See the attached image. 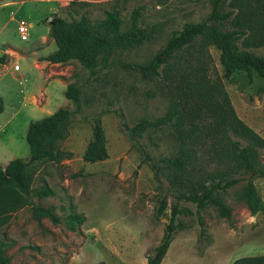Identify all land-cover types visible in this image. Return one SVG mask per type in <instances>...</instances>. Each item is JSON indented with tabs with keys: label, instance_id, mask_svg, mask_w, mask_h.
Segmentation results:
<instances>
[{
	"label": "rangeland",
	"instance_id": "obj_1",
	"mask_svg": "<svg viewBox=\"0 0 264 264\" xmlns=\"http://www.w3.org/2000/svg\"><path fill=\"white\" fill-rule=\"evenodd\" d=\"M141 5L139 26L151 31L150 38L133 48L117 49L96 78L77 61L48 68L38 64L39 55L56 50L49 35V18L70 21L84 16L94 24L103 22L107 13L118 12L119 31L125 32L131 24V11ZM210 12L208 0H0V57L4 58L0 64L4 107L0 114V168L13 159L28 161L25 135L30 121L60 108L75 110L64 97L63 85L76 82L80 89L79 110L73 113L67 136L58 144L71 155L58 163L40 164L32 184L35 190L45 186L52 191L50 196L31 201L52 208L59 221L36 218L30 205L13 213L0 227V248L9 264H146L145 257L159 244L176 203L172 186L158 168L162 158L178 153V135L169 124L132 137L121 122L131 128L143 118L165 116L170 102L178 100V87L157 79L144 80L120 64L145 63L174 30L188 22H201ZM20 20L30 27L27 42L19 40ZM248 50L264 55V46ZM209 53L211 76L216 71L236 115L264 139V80L256 73L249 80L243 71L224 78L220 52L210 47ZM204 112L201 115L205 117L190 121L198 129L191 141L207 171L222 169L211 149L208 128L213 119ZM94 119L100 120L105 132L108 158L90 164L82 155L91 140ZM259 153L264 164V149ZM252 181L264 204V178ZM244 183L239 182L223 196L232 211L230 219L219 218L211 207L199 211L203 236L195 214L179 215L177 222L184 229L175 233L161 264H232L239 257L264 255V212L252 216L235 199L234 193ZM162 200L164 210L159 213ZM178 204L196 213L195 205ZM71 215H80L81 223L68 220Z\"/></svg>",
	"mask_w": 264,
	"mask_h": 264
},
{
	"label": "trees",
	"instance_id": "obj_2",
	"mask_svg": "<svg viewBox=\"0 0 264 264\" xmlns=\"http://www.w3.org/2000/svg\"><path fill=\"white\" fill-rule=\"evenodd\" d=\"M208 1L210 14L201 22H188L181 29L174 30L165 45L148 61L120 64L124 70L137 72L144 80L157 79L178 87V100L170 102L165 116L155 120L143 118L131 128L121 122L132 137L169 124L174 126L178 135V153L162 158L158 168L165 173L172 186L176 203L171 206L159 244L151 255L145 257L146 264H161L175 233L184 229L177 222L179 215L195 214L201 227L200 236L205 234L200 210L211 207L219 218L230 219L232 211L223 196L241 181L245 183L234 193L236 201L243 203L252 216L264 212V204L252 181L264 178V164L259 159L264 139L236 115L216 71L213 72L215 76H211L209 53L210 47L220 52L224 78L243 71L249 80H252L253 73L264 80V55L258 56L248 50L264 46V0ZM224 6L230 9L225 11ZM143 10L141 5L131 11V24L125 32L119 31L118 12L107 13L103 22L94 24L84 16L70 21L53 16L49 22V35L56 50L43 60L49 64L77 61L90 77L96 78L117 49H130L150 38L151 31L139 26ZM3 63L4 58L0 57V64ZM64 97L74 104L75 110L60 108L40 120L30 121L25 135L30 154L28 161L13 159L0 168V227L8 222L13 213L28 205L36 218L45 216L55 223L59 221L52 208L34 205L31 199L52 195V191L45 186L38 190L32 188L38 166L46 162L58 163L71 155L60 150L58 144L67 136L73 113L79 110L80 89L76 82L66 86ZM3 110L0 97V114ZM203 112H208L213 119L208 128L212 137L211 149L222 169L207 171L204 161L194 150L191 139L198 129L190 121L193 117H205V114L201 115ZM119 117L123 119L121 114ZM107 158L105 132L100 120L94 119L92 137L82 159L93 164ZM238 175L241 177L238 178ZM179 202L195 205L196 213L181 208ZM164 205L162 200L159 213H163ZM68 220L80 224L82 217L71 215ZM0 264H9L1 248ZM232 264H264V255L239 257Z\"/></svg>",
	"mask_w": 264,
	"mask_h": 264
},
{
	"label": "built area",
	"instance_id": "obj_3",
	"mask_svg": "<svg viewBox=\"0 0 264 264\" xmlns=\"http://www.w3.org/2000/svg\"><path fill=\"white\" fill-rule=\"evenodd\" d=\"M51 21V18L48 19V23ZM29 25L26 21L24 20H20L18 22V25H17V33H18V36H19V40L21 42H27L28 41V38H29V35H28V32H29ZM14 70L15 71H18L19 70V66L18 65H15L14 67Z\"/></svg>",
	"mask_w": 264,
	"mask_h": 264
},
{
	"label": "crops",
	"instance_id": "obj_4",
	"mask_svg": "<svg viewBox=\"0 0 264 264\" xmlns=\"http://www.w3.org/2000/svg\"><path fill=\"white\" fill-rule=\"evenodd\" d=\"M49 30V28H48ZM50 53H47V54H41L39 55V57L37 58L38 59V64H40L41 66H44V68H48L47 65H57V64H49L48 62L44 61L43 59L48 56ZM40 59V60H39ZM36 65V64H35ZM37 66V65H36ZM38 67V66H37ZM22 69V68H21ZM11 75V74H10ZM13 76V75H12ZM14 77V76H13ZM67 85H63V88H66Z\"/></svg>",
	"mask_w": 264,
	"mask_h": 264
}]
</instances>
